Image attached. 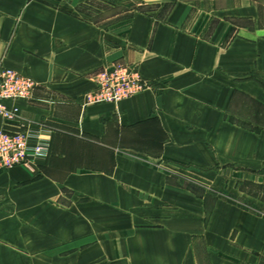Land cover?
Returning a JSON list of instances; mask_svg holds the SVG:
<instances>
[{"label": "crops", "instance_id": "obj_1", "mask_svg": "<svg viewBox=\"0 0 264 264\" xmlns=\"http://www.w3.org/2000/svg\"><path fill=\"white\" fill-rule=\"evenodd\" d=\"M115 64L147 87L82 107ZM1 67L49 149L0 168V264H264V0H0Z\"/></svg>", "mask_w": 264, "mask_h": 264}, {"label": "built area", "instance_id": "obj_2", "mask_svg": "<svg viewBox=\"0 0 264 264\" xmlns=\"http://www.w3.org/2000/svg\"><path fill=\"white\" fill-rule=\"evenodd\" d=\"M93 89L81 97L82 107L93 104L118 102L131 97L147 87L138 70L125 64L98 71L94 75ZM37 83L13 69L0 68V116L4 126L0 128V168L8 169L42 157L49 149L48 141L39 129L29 126L9 131L7 126L16 120L18 108L7 106L6 100H30ZM21 126V125H20Z\"/></svg>", "mask_w": 264, "mask_h": 264}]
</instances>
